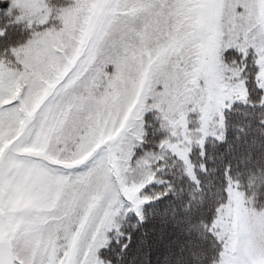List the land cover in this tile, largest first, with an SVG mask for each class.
Wrapping results in <instances>:
<instances>
[{"label": "snow or ice", "instance_id": "1", "mask_svg": "<svg viewBox=\"0 0 264 264\" xmlns=\"http://www.w3.org/2000/svg\"><path fill=\"white\" fill-rule=\"evenodd\" d=\"M236 181L264 203V0H0V264H223Z\"/></svg>", "mask_w": 264, "mask_h": 264}, {"label": "rangeland", "instance_id": "2", "mask_svg": "<svg viewBox=\"0 0 264 264\" xmlns=\"http://www.w3.org/2000/svg\"><path fill=\"white\" fill-rule=\"evenodd\" d=\"M215 228L227 244L223 264H264V208H257L238 183L218 212Z\"/></svg>", "mask_w": 264, "mask_h": 264}, {"label": "trees", "instance_id": "3", "mask_svg": "<svg viewBox=\"0 0 264 264\" xmlns=\"http://www.w3.org/2000/svg\"><path fill=\"white\" fill-rule=\"evenodd\" d=\"M161 167H163V165H161ZM235 183H238L239 184V187H240V189L242 190V191H244L243 189H242V187L240 186L241 185V181H236ZM155 191H161V189L160 188H157V189H155ZM245 192V191H244ZM228 199V198H227ZM257 206V208H264V203H261V204H258V205H256ZM217 216H218V213L216 214V219H217ZM216 221V220H215ZM208 228H209V226L207 225V224H205L203 227H200L199 225L197 226V228L195 229V231L199 234V236H200V238L203 240V239H208L209 241H210V238L209 237H207L206 236V230H208ZM215 230H216V233H217V235H218V233H219V230L217 229V228H215ZM213 247H215V245L213 244L212 245Z\"/></svg>", "mask_w": 264, "mask_h": 264}]
</instances>
